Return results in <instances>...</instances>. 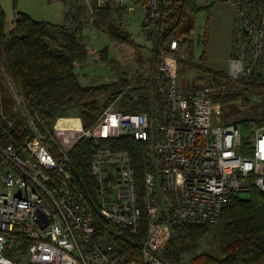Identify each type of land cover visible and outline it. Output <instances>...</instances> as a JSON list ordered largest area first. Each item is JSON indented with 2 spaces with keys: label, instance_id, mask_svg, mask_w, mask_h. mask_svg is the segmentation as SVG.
<instances>
[{
  "label": "built area",
  "instance_id": "2783aa9c",
  "mask_svg": "<svg viewBox=\"0 0 264 264\" xmlns=\"http://www.w3.org/2000/svg\"><path fill=\"white\" fill-rule=\"evenodd\" d=\"M223 1L233 9L236 24L227 77L262 83L264 0ZM64 2V24L73 28L78 0ZM94 6L107 8L113 20L123 12L140 10L144 33L151 40L156 28L164 30L160 0H145L142 5L94 0ZM88 13L92 15V10ZM179 40H166L165 47L158 48L154 70L142 74L141 83L129 85L149 91V105L143 111L112 105L90 128H83L79 118L57 117L51 128L39 131L15 93L12 109L25 118L32 136L16 148L3 142L0 133V264H167L161 249L173 223H215L236 194L253 187L264 192V125L249 136L235 124L215 126L212 116L221 110L215 86L208 82L179 86L176 52L184 48ZM251 101H259L258 95L253 94ZM0 118L12 126L13 119L1 110ZM85 137H131L148 144L140 197L128 153L108 146L93 153L95 187L89 195L83 192L73 181L68 153ZM142 212L148 219L147 232L138 257L128 259L116 239L126 230L136 233ZM18 234L31 240L24 259L7 255L14 252Z\"/></svg>",
  "mask_w": 264,
  "mask_h": 264
},
{
  "label": "trees",
  "instance_id": "16d2710c",
  "mask_svg": "<svg viewBox=\"0 0 264 264\" xmlns=\"http://www.w3.org/2000/svg\"><path fill=\"white\" fill-rule=\"evenodd\" d=\"M222 1L210 0L203 5L199 0H160L164 30L156 28L154 39L151 40L144 33V20L141 24V31L151 42L147 72L154 70L158 63V48L165 47L164 42L170 38H180L179 46L184 44V58L177 56V64H184L204 73L205 80L202 83L208 82L215 86L214 98L221 105L236 98L247 103L249 100L244 95L264 89V82L255 84L244 78L233 82L228 79L225 69L208 68L203 52L206 34L197 35L194 42L188 38L192 27H183L188 17H194L201 11L208 12L213 5ZM132 2L142 5L145 0ZM92 16L94 18L90 22L91 26L100 30L106 29L112 43L132 44V37L119 24L121 18L113 20L107 8L94 6ZM82 28V23L67 28L65 24L56 25L36 20L23 12L17 13L7 26L5 12L0 6V76L5 78L4 83L9 89L0 78V110L13 119L12 126H7L0 118L3 142H11L16 148H21L32 136L25 118L12 109L15 93L22 98L29 117L39 131L51 128L54 120L62 117L64 111L71 107L77 110L83 128L93 126L111 103L118 109L130 111H143L148 108L149 91H140L139 87L129 88L133 82L141 83L143 73L136 71L133 73L134 77H131L126 72H120L110 82L98 81L87 85L80 82L77 69L80 65L87 64L90 55L82 37ZM195 46L203 47L199 62L192 61ZM141 47L143 46L137 45L139 52ZM109 50L108 45L99 48L98 58L103 62H110L112 59L109 57ZM137 62H143L140 53ZM10 85L13 86L12 90ZM223 85L228 87L227 91H223ZM239 85L244 89H238ZM257 121L260 123L259 119L254 122ZM103 146L128 153L140 197L143 174L148 168L145 154L148 144L131 137L118 140L81 138L68 153V168L73 181L86 195L94 190L90 165L93 153ZM147 222V216L142 212L136 233L126 230L116 239L121 252L128 259L138 257L140 241L147 232ZM210 224L212 223H173L170 238L161 249V257L167 264H180L181 255L191 252L201 237L209 232ZM215 226L220 254H195L192 257L193 263L264 264V192L253 187L246 193L233 196L221 209ZM30 242L25 236L15 235L14 252H8L7 255L13 259H24Z\"/></svg>",
  "mask_w": 264,
  "mask_h": 264
},
{
  "label": "rangeland",
  "instance_id": "374dc122",
  "mask_svg": "<svg viewBox=\"0 0 264 264\" xmlns=\"http://www.w3.org/2000/svg\"><path fill=\"white\" fill-rule=\"evenodd\" d=\"M209 2L210 0H199V3L203 5ZM0 3L5 12L7 26L14 18L13 15L16 8L20 9L19 7H16L17 5L28 8L32 17L36 19H45V17H48L51 19L50 21H57L55 23L58 24H61L63 20V18L60 17L63 5V1L61 0V5L59 4V1L56 3V0H0ZM78 5L79 7L77 12L80 14L77 17L76 23L77 26L80 23L83 24V28L81 30L82 37L90 52L87 64L78 65L79 67L77 69V72L83 82L86 84L98 81L110 82L115 80L120 72H126L128 76L134 77V72L137 71L138 73L144 74L148 70L149 47H151V42L148 38L145 39L143 33L140 32L142 35L138 33L140 31L141 18L140 14L136 13L137 11H133L136 13V20H134L136 23H133L132 25L126 24L122 27V29L129 32L132 37V44H114L107 38V35H105L106 33L104 31L106 29H97V31H94L95 28L90 24L94 16L90 15L88 11L90 9L93 10L94 0H78ZM59 9L61 13L58 18L56 12ZM234 16L235 13L230 5L222 1L213 5L210 11H201L194 17H188L185 20L183 27H192L191 29L194 35H192L191 38L190 32L188 38L193 39L195 42L197 35L201 36L206 34V43L204 48L202 47L204 50V58L206 59L205 64L208 63L207 61H211L212 64L217 66L214 68L226 70L228 66L229 54L234 45L233 34L236 27ZM138 44L143 46L141 47L140 52L137 48ZM104 45H108L110 47L109 57L112 59L110 62H103L97 57V50ZM202 48L200 46L194 47L192 57L193 62H199V55L202 52ZM182 50H178L177 55L183 59L184 54ZM139 53L143 57L142 63L137 62V56ZM177 74L178 83L182 89L188 86L201 85L202 81L205 80L204 73L196 69L186 67L184 64L180 63L177 64ZM90 77L92 78L89 80ZM0 78L4 83L5 78L3 79L1 76ZM3 85L8 89V86L5 83ZM238 89L241 90L244 89V87L239 85ZM227 90L228 87L225 86L223 91ZM253 94L258 95L259 101H251ZM244 97L249 100L247 103H243L241 98H236L223 103L222 105L220 104L221 110L220 112L213 114L212 123L215 126L235 124L240 129V132L245 136H249V134L253 133V130L264 125V89L246 93ZM112 105L107 106L106 109ZM62 117H64L65 120H70L73 117L79 118L77 110L72 107L64 111ZM257 119H259L260 123H258V121L256 123L254 122ZM215 225L216 222L210 224L211 227L209 228V232L201 237L198 244L191 250L190 253H183L181 255L180 264H195L192 262V257L195 254H220V247L217 242V238L215 237Z\"/></svg>",
  "mask_w": 264,
  "mask_h": 264
},
{
  "label": "crops",
  "instance_id": "0c3cea01",
  "mask_svg": "<svg viewBox=\"0 0 264 264\" xmlns=\"http://www.w3.org/2000/svg\"><path fill=\"white\" fill-rule=\"evenodd\" d=\"M57 1H59V4L61 5V3H60V0H56V3H57ZM61 1H63V5H62V14L60 15V9L56 12V15H57V17L60 15V17L61 18H63V20H62V23L61 24H58V23H55V22H57V21H50L51 19L50 18H48V17H45V19H36V18H34V19H36V20H40V21H46V22H49V23H52V24H56V25H62V24H64L65 23V21H66V12H65V2H64V0H61ZM0 6L2 7V5H1V3H0ZM16 7H19L20 9H18V8H16V11H14V15H13V17H15L16 16V14L17 13H19V12H23V13H26V14H28V15H30L31 17H32V15H31V12L28 10V8H26V7H22L21 5L19 6V5H17ZM3 9V8H2ZM135 11H137L136 13L137 14H140V18H141V20H140V31L138 32L139 34H141V33H143L142 31H141V27H142V22H143V13L140 11V10H134V12ZM133 11L132 12H123L122 13V17H121V19L122 20H120V26H121V28L122 27H124L126 24H133V23H136L134 20H136L135 19V17H136V13H134ZM79 12L77 13V16L76 17H78L79 16ZM33 18V17H32ZM59 18V17H58ZM58 20V19H57ZM123 22H126V23H123ZM94 31H97V29L95 28L94 29ZM105 32V31H104ZM141 32V33H140ZM103 33V32H102ZM106 33V32H105ZM129 33V32H128ZM105 35H107V33L105 34ZM142 35V34H141ZM144 35V34H143ZM144 37H145V35H144ZM107 38H108V35H107ZM145 39H146V37H145ZM231 53V52H230ZM230 55V54H229ZM98 57V56H97ZM208 63H206V64H208V65H206L208 68H211V69H217V68H214V67H217V66H215V64H212L211 63V61H207ZM92 77H90L89 78V80L91 79ZM79 79H80V82L82 83L83 81H82V79L80 78V76H79ZM93 80H94V78H93ZM92 80V81H93ZM89 82V81H88ZM83 85H85L86 83L85 82H83L82 83ZM88 84H91V83H88ZM87 85V84H86Z\"/></svg>",
  "mask_w": 264,
  "mask_h": 264
}]
</instances>
